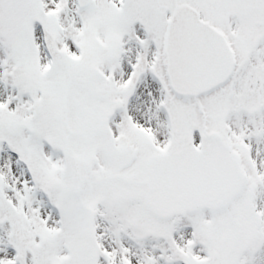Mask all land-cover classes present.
Masks as SVG:
<instances>
[{
	"label": "snow or ice",
	"instance_id": "6c2138e0",
	"mask_svg": "<svg viewBox=\"0 0 264 264\" xmlns=\"http://www.w3.org/2000/svg\"><path fill=\"white\" fill-rule=\"evenodd\" d=\"M0 264H264V0H0Z\"/></svg>",
	"mask_w": 264,
	"mask_h": 264
}]
</instances>
